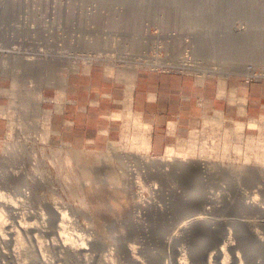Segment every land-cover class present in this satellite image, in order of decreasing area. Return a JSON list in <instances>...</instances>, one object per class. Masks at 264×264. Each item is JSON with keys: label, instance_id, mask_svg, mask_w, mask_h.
Returning a JSON list of instances; mask_svg holds the SVG:
<instances>
[{"label": "rangeland", "instance_id": "1", "mask_svg": "<svg viewBox=\"0 0 264 264\" xmlns=\"http://www.w3.org/2000/svg\"><path fill=\"white\" fill-rule=\"evenodd\" d=\"M108 1L0 0V87H4L0 96V225L5 229L4 239L0 231V264H264V248L259 242L251 237L248 245L240 242L239 217L233 216L232 204L249 208L253 202L264 207V116L251 118L259 125L252 128L247 127L251 119L209 112L185 136L167 141L160 153L150 147L147 152L137 151L143 132L139 129L147 125L144 133L151 137V126L136 114L121 117L120 137L104 148L73 146L56 135L52 121L60 85L69 76L87 74L94 67L106 70L110 77L143 70L201 78L225 79L236 75L247 83L263 80L264 44L258 47L259 52L247 49L253 47L255 34L264 33V7H256V22L253 20L257 16L251 19L238 14L230 18L227 31L245 39L248 45L239 53L226 54L224 49L217 50L213 42L216 23L202 21V16L197 17L204 22L200 26L184 24L175 12L158 8L152 15L142 14L133 25L125 21L128 10L124 1ZM223 1L264 4V0ZM180 2L183 1L154 0L152 4L175 6ZM199 2L216 4L221 0ZM195 26L209 36L203 39ZM201 40L212 45L209 51L199 45ZM186 55L195 67L178 71L180 63L188 59L184 58ZM31 60L60 66L55 67L54 76L36 77L23 67L24 62ZM161 65L172 70L157 67ZM248 74L255 79L247 81ZM37 92L39 96L32 95ZM131 117L136 118L135 125ZM237 122L246 123L243 135L237 131ZM169 148L180 154L178 158L184 166L171 160L176 170L172 169L171 179L167 180L168 172L161 171L171 166L160 158L170 159ZM143 158L150 162H142ZM196 162H207L211 169L207 174H194L192 185L195 190L202 187V191L192 193L200 199L192 197L198 205L190 207L191 200L184 196L191 193L187 182L177 176L197 171L192 166ZM243 167L255 170L250 184L240 179ZM135 174L142 175L139 181L147 185L139 186L138 179L131 176ZM198 176L201 181L195 180ZM54 207L59 210L57 213L53 212ZM262 210L248 214L247 218L264 236ZM206 222L220 236L218 247L231 237L229 243H224V253L216 254V238L212 235H198L196 240L192 237ZM28 223L43 226V231L41 227L36 233L30 231ZM11 227L16 238L8 231ZM65 235L71 237L69 242ZM165 239L173 247L165 245ZM71 241L77 244H70Z\"/></svg>", "mask_w": 264, "mask_h": 264}, {"label": "crops", "instance_id": "2", "mask_svg": "<svg viewBox=\"0 0 264 264\" xmlns=\"http://www.w3.org/2000/svg\"><path fill=\"white\" fill-rule=\"evenodd\" d=\"M105 71L94 67L87 74L71 75L55 94L56 135L73 146L111 145L122 132L121 117L128 113L151 126L150 149L155 153L167 141L185 136L209 112L247 120L264 116V79L247 83L236 75L201 78L143 70L110 77Z\"/></svg>", "mask_w": 264, "mask_h": 264}, {"label": "bare ground", "instance_id": "3", "mask_svg": "<svg viewBox=\"0 0 264 264\" xmlns=\"http://www.w3.org/2000/svg\"><path fill=\"white\" fill-rule=\"evenodd\" d=\"M17 1V0H16ZM106 1H108V0H106ZM122 1H124L123 3H125L126 4V9L128 10V12L126 13V15L125 14H122V15H125L124 16V18H127L125 21H127V23L129 24H135V23H137V22H139L138 21V19L140 18V16H142V14H146V13H148V15L149 14H151L152 12H154L156 9L158 10V8H164L165 10L167 9L168 11H173V12H175L174 14L178 17L177 19L179 20V22L180 23H184V24H194V25H202V24H204V22H202V21H204V20H206V21H210V22H215L216 23V25H217V29L216 28H214L215 30H216V36H213L214 38H213V42H215V46H216V49L217 50H220V49H224L222 52L223 53H226V54H233V53H239L238 51H243L244 49H247L246 48V46L248 45V43H246V41H244L243 39H239V38H236V37H234L233 35L235 34H232V35H230V33L227 31V23L230 21V18L232 17V16H234V15H238V14H242V15H245L246 17H250L251 19L254 17V16H257V15H259V12L258 13H256L255 14V11H256V7H264V4L263 5H260V4H254L253 2V4H247V3H232V1H223L222 2V0H221V2L220 3H210V2H199V1H196V0H177V1H183L182 2V4H181V2H180V4H178V5H175V6H173L172 4H169L168 3V5H166V4H163V3H161V4H158V5H155V4H152V2L154 1V0H150V1H148V2H146V3H143L142 1H137V0H122ZM162 1H164V0H162ZM204 1V0H203ZM208 1V0H207ZM212 1V0H211ZM214 1V0H213ZM219 1V0H218ZM236 1V0H235ZM248 1V0H247ZM251 1V0H250ZM254 1V0H253ZM74 2V1H73ZM103 2V1H102ZM109 2V1H108ZM150 2V3H149ZM234 2V1H233ZM237 2H239V1H237ZM59 3V2H58ZM120 3H121V1H120ZM123 3H122V5H123ZM175 3V2H174ZM124 4V5H125ZM157 4V3H156ZM12 5V4H11ZM59 7V6H58ZM58 7H56V8H58ZM61 8V7H60ZM164 9H163V11H164ZM69 11V10H68ZM159 11V10H158ZM170 12V13H171ZM115 14V13H114ZM117 14V13H116ZM144 14V15H145ZM162 14V13H161ZM173 14V15H174ZM82 15V14H81ZM98 15V14H97ZM112 15V14H111ZM120 14H118L117 16H119ZM147 15V14H146ZM152 15V14H151ZM169 15V14H168ZM72 16V15H71ZM121 16V15H120ZM167 16V15H166ZM200 16H202V18L203 19H201L202 21H199L198 20V18L197 17H200ZM154 17V16H153ZM115 18V17H114ZM118 18V17H117ZM156 18V17H155ZM159 18V17H158ZM94 19V18H93ZM111 19V18H110ZM122 19V18H121ZM165 19V18H164ZM258 19V16L256 17V19L255 20H253V21H255L256 22V20ZM60 20V19H59ZM113 20H115V19H113ZM194 21H196V22H194ZM198 21V22H197ZM61 23H63V22H61ZM126 23V24H127ZM63 24H65V23H63ZM113 24V23H112ZM111 24V25H112ZM66 25V24H65ZM106 25V24H105ZM196 27L195 26V29H196V31H197V33H198V35H200V36H203V39L204 38H206L207 36H209V35H207V34H205L204 33V30L203 29H201L200 27ZM115 27V26H114ZM127 27V26H126ZM1 29V28H0ZM103 29V28H102ZM38 30V29H37ZM100 30V29H99ZM101 31H103V30H101ZM100 31V32H101ZM230 31V30H229ZM95 32V31H94ZM231 33H232V31H230ZM105 33H107V32H105ZM109 34V33H108ZM218 35H219V37H218ZM255 38H254V42H253V47H250V46H252L251 44H250V48H248L247 50H258V52H259V49H258V47H260L261 46V48L263 47L262 45L264 44V33H262V34H260V33H257V34H255ZM98 37V36H97ZM196 37V36H195ZM95 38V37H94ZM133 38V37H132ZM202 39V38H201ZM107 40V39H106ZM216 40V41H215ZM202 41V40H201ZM205 41V40H204ZM207 41V40H206ZM253 41V40H252ZM96 42H97V40H96ZM104 42V41H103ZM208 42V41H207ZM248 42H250V41H248ZM104 43H106V42H104ZM107 43H108V41H107ZM206 42H204L203 43V41H202V43H198L199 45H201L202 47H204V49L205 50H207V51H209L210 49V46H212V45H209V44H205ZM209 43V42H208ZM229 46H231L232 48H230ZM261 48H260V50H261ZM264 48V47H263ZM209 49V50H208ZM4 50V49H3ZM6 51V50H5ZM37 52H39V51H37ZM257 52V53H258ZM61 53V52H60ZM205 53H206V51H205ZM39 54V53H38ZM38 54H36V55H38ZM41 54V53H40ZM62 54V53H61ZM256 54V53H255ZM102 55V54H101ZM100 55V56H101ZM258 55V54H257ZM98 56V55H97ZM29 57V56H28ZM38 57V56H37ZM32 58V57H31ZM39 58V57H38ZM24 59V58H23ZM20 60V59H19ZM22 60V59H21ZM28 60V59H27ZM39 60V59H38ZM38 60L37 61H27V62H24L23 63V67L24 68H26V71L27 72H29V73H31L33 76L34 75H36V77L37 76H39L40 77V74H42V75H44V74H49V75H53L54 76V72L56 71L55 70V67H57L56 66V63H50V65H47V64H45L44 63V60H43V63L42 62H38ZM26 61V60H25ZM51 61H53V60H51ZM50 61V62H51ZM63 61V60H62ZM5 62V61H4ZM20 62V61H19ZM6 63V62H5ZM14 63H15V61H14ZM17 63V62H16ZM61 63V62H60ZM18 64V63H17ZM65 64V63H64ZM20 65V64H19ZM55 65V66H54ZM4 66V65H3ZM5 66H8V65H5ZM22 66V65H21ZM20 66V67H21ZM59 66H60V64H59ZM58 66V67H59ZM0 67H1V65H0ZM4 69V68H3ZM7 69V68H6ZM73 69H75V68H73ZM1 70H2V68H1ZM18 70V69H17ZM55 70V71H54ZM71 70V69H70ZM5 72V71H4ZM8 72V71H7ZM15 72V71H14ZM130 72V71H129ZM134 72V71H133ZM13 73V72H12ZM17 73V72H16ZM42 75H41V77H42ZM122 75V74H121ZM57 76V75H56ZM134 76V75H133ZM200 76H203L202 74L200 75ZM17 78V77H16ZM46 78V77H45ZM53 77H51V79H52ZM131 78H133V77H131ZM18 81V80H17ZM20 81V80H19ZM19 81L18 82H16V80H14V82H16L17 84L19 83ZM15 83V84H16ZM41 83V82H40ZM16 84V85H17ZM19 84H21V83H19ZM61 86V85H60ZM223 89V88H222ZM63 90V89H62ZM36 91V90H35ZM234 91V90H233ZM32 92V91H31ZM221 92H223V91H221ZM27 94H30L29 92L27 93ZM33 96H39L38 95V92L37 93H35V94H32ZM25 96H27V95H25ZM232 97H234V96H232ZM35 99V98H34ZM58 105V104H57ZM14 109V108H13ZM21 110V109H20ZM2 111H4L3 110V108H2ZM10 114V113H9ZM13 114V113H12ZM218 114V113H217ZM129 115V114H128ZM220 115V114H219ZM218 116V115H217ZM216 115H215V117H217ZM218 117H220V116H218ZM129 118H130V115H129ZM134 118L135 117H133V119H132V117H131V119L133 120V122H132V120H131V122L135 125V123L137 122V120H134ZM214 118V117H213ZM221 118V117H220ZM219 118V119H220ZM10 119V118H9ZM136 119V118H135ZM210 119V118H209ZM218 120V119H217ZM129 121V120H128ZM210 121H216V120H210ZM219 121H221V120H219ZM139 122V121H138ZM206 123V122H205ZM204 123V124H205ZM215 123H217V122H215ZM221 123H222V121H221ZM210 124H211V122H210ZM214 124V123H213ZM237 124H239L238 125V129H237V131H239L240 132V134L241 135H243V130H244V125L246 124H244V123H242V122H237ZM249 124V125H248ZM257 123H256V120H254V119H251L250 121H248L247 122V127H252V128H255V126L257 127V126H259V125H256ZM22 125H24V124H22ZM137 125V124H136ZM141 125H142V123H141ZM144 125V124H143ZM221 125V124H220ZM138 126V125H137ZM145 126V125H144ZM143 126V127H144ZM205 126V125H204ZM139 127H140V125H139ZM142 127V128H143ZM146 127H147V129L149 128L147 125H146ZM146 127H144L145 129H146ZM139 129V131H143L142 133H144V131L146 132L147 131V129L146 130H143V129ZM258 128V127H257ZM221 129V128H220ZM45 130H47V129H45ZM197 131V130H196ZM231 131V130H230ZM46 132V131H45ZM140 132V133H141ZM194 132V131H193ZM199 132H202V131H199ZM204 132V131H203ZM226 132H227V130H226ZM232 132V131H231ZM140 134L139 136H140V140L138 141V146H140V149L139 150H137L139 153H140V151H142V153L143 152H147L148 150H149V144H150V142H149V140H150V137L148 136V134H146V133H144V134ZM149 133V132H148ZM195 133V132H194ZM228 133H230L229 131H228ZM43 134H44V132H43ZM47 134V133H46ZM11 136V135H10ZM45 136V135H44ZM123 136V135H122ZM192 136V135H191ZM194 136V135H193ZM42 138V137H41ZM44 138V137H43ZM135 138V137H134ZM138 138H135L136 140L138 139ZM194 138H196V137H194ZM16 142V141H15ZM137 142V141H136ZM42 143H43V141H42ZM25 144V143H24ZM112 144V143H111ZM137 144V143H136ZM8 146V145H7ZM25 146V145H24ZM137 146V147H138ZM19 147V146H18ZM7 148V147H6ZM33 148V147H32ZM139 148V147H138ZM12 150V149H11ZM15 150H16V148H14V151L13 152H15ZM18 152V151H17ZM10 153V152H9ZM9 153H8V155H9ZM16 153V152H15ZM20 153V152H19ZM23 153V152H22ZM137 153V152H136ZM138 153V154H139ZM11 154V153H10ZM13 154V153H12ZM11 154V155H12ZM18 154V153H17ZM17 154L15 155V157L17 156ZM33 154V153H32ZM167 156H170V159L168 158V159H161L160 158V160L162 161H166V165L167 166H171V168H168V169H163V171H161V172H159V173H161V174H165V173H167L168 172V178H167V180L168 179H171V174L170 173H173L176 169H174L175 168V166L173 165V163L175 164H178V165H180L181 167H183L184 166V162H182V160H180V158H178V156L180 155V154H178V153H176V152H174L171 148H169L168 149V151H167ZM178 154V155H177ZM19 155V154H18ZM35 155V154H34ZM20 156V155H19ZM9 157V156H8ZM141 157H143V156H141ZM140 157V158H141ZM145 157V156H144ZM148 157V156H147ZM20 158H22V157H20ZM156 159V158H155ZM182 159V158H181ZM17 160H19V159H17ZM35 160V159H34ZM43 160V159H42ZM150 160V159H149ZM171 160H172V162L173 163H171ZM3 161H5V160H3ZM141 161L142 162H144V163H147V162H150V161H148V158L147 159H141ZM170 161V162H169ZM4 163V162H3ZM34 164V163H33ZM37 164V163H36ZM187 164V163H186ZM186 164H185V166H186ZM197 171H191V172H189V173H187V172H185V173H180V176L178 175L177 177L180 179V180H184L185 179V181L187 182V185L188 186H186V187H189V191L191 192L189 195H188V192H186L187 194H184V196H185V198L189 201V200H191V202H189L191 205H188V206H190V207H195V206H197L198 205V203H196V202H194V201H192V197H195V196H193L192 195V193L194 192V191H198V192H201L202 191V187H200V188H198V189H194V187H193V185H192V183H193V177H194V174L195 173H206V172H209V170L211 169V167H209V165H208V163L206 162H196V163H194L193 165H192ZM181 167H179V168H181ZM133 168V167H132ZM174 171H173V170ZM133 170V169H132ZM241 170L243 171V174H242V177H240V179L241 180H243V181H245L247 184H250L252 181H253V178H254V175H255V173H254V169L252 168V167H248V169H246V168H241ZM16 171V170H15ZM11 172V171H10ZM133 172V171H132ZM9 173V172H8ZM14 173V172H13ZM17 174V173H16ZM22 174V173H21ZM132 174V173H131ZM189 174V175H188ZM207 174V173H206ZM136 175V174H135ZM135 175H131V176H133L132 178L134 179H138L137 180V184L139 185V186H142V187H144L143 185H147V184H142V183H140V181L139 180H141V176L139 177L138 176V174L136 175V177H134ZM199 175H202V174H199ZM144 176V175H143ZM39 177V176H38ZM155 177H157V176H155ZM174 177V176H173ZM176 177V175H175V178H177ZM46 178V177H45ZM159 178V177H158ZM193 178V179H192ZM202 178H204V177H202ZM7 179V178H6ZM23 179V178H22ZM21 179V180H22ZM134 179V180H135ZM160 180H161V178H160ZM163 180V179H162ZM165 180V179H164ZM164 180L162 181V183H164ZM195 180H199V181H201V178H200V176H198V177H195ZM129 181V180H128ZM177 181V180H176ZM203 181V180H202ZM205 181V180H204ZM134 183V182H133ZM148 183V182H147ZM150 183V182H149ZM136 185V184H135ZM167 186H168V184H167ZM170 186V185H169ZM256 186H258V185H256ZM150 187H152V186H150ZM176 187V186H175ZM248 187V186H247ZM255 187V186H254ZM258 187H262V186H258ZM154 188H158L157 187V185L156 184H154ZM168 188V187H167ZM166 188V189H167ZM172 188V187H171ZM174 188V187H173ZM146 189V188H145ZM149 189V188H148ZM152 189V188H151ZM193 189V190H192ZM260 190V189H259ZM188 191V190H187ZM262 191V190H261ZM20 192V191H19ZM2 193V192H1ZM0 193V197H2V194ZM164 194V193H163ZM242 194V193H241ZM195 195V194H194ZM206 196H207V194H206ZM216 196V195H215ZM188 197V198H187ZM166 198V197H165ZM195 198H197V199H200L199 197H195ZM216 197H214V199H215ZM149 199V198H148ZM157 199V198H156ZM11 200V199H10ZM202 200V199H201ZM34 201V200H33ZM211 200H209V202H210ZM14 202V201H13ZM144 202V201H143ZM212 202V201H211ZM10 203V202H9ZM155 203V202H154ZM13 204V203H12ZM29 204V203H28ZM232 204H234V210H233V216L234 217H239V218H237L238 220H239V231H238V238H239V240H240V242H242V243H244V245H248L250 242H249V240H256L257 242H259L262 246H263V248H264V236L263 235H261V234H259L258 233V230L255 228V224H254V222H252V220H248V218H247V216H250L251 215V213L253 214V212H256V213H260L259 211H263L262 209L264 208L263 206L261 207V204H254L253 202H250L249 203V205L251 206V207H249V208H242L241 207V205H239V204H235V203H232ZM17 205V204H16ZM26 205V204H25ZM167 205V204H166ZM35 206V205H34ZM55 206V205H54ZM15 207V206H14ZM17 207V206H16ZM187 207V206H186ZM29 208V207H28ZM55 208V207H54ZM12 209V208H11ZM162 209V208H161ZM160 209V210H161ZM2 211H3V209H2ZM13 211H14V209H13ZM54 211H56V208L53 210V212ZM59 211V210H58ZM58 211H56V213L58 212ZM61 211V210H60ZM63 211V210H62ZM156 211V210H155ZM158 211V210H157ZM181 211V210H180ZM15 212V211H14ZM14 212H13V214H14ZM52 212V211H51ZM53 212H52V214H53ZM65 212V211H64ZM63 212V216L65 217V215L67 216V214L66 213H64ZM263 213V212H262ZM61 214V213H60ZM248 214H250V215H248ZM264 214V213H263ZM54 215H56L55 213H54ZM255 215V214H254ZM254 215H252L253 217H254ZM2 216V215H1ZM20 216V215H19ZM264 216V215H263ZM3 217H5V216H3ZM15 217V216H14ZM50 217H51V215H50ZM62 218V216H61V218L62 219H64L65 220V218ZM68 217V216H67ZM54 218V217H53ZM56 218V217H55ZM59 218V217H58ZM60 218V220H62ZM250 218H252V217H250ZM23 219V218H22ZM21 220V219H20ZM56 220V219H55ZM1 221V220H0ZM3 221V220H2ZM22 221V220H21ZM24 221V220H23ZM54 221V220H53ZM208 222V221H207ZM206 222V224L202 227V228H197L195 231H194V235L192 236V237H197L198 235L200 236V235H212L213 236V238H216V240H214V241H216V243H215V246H217V255H220L222 252L224 253V250H225V244L224 243H229L230 241H231V237H229L228 236V238L224 241V243H223V246L222 247H218L219 245L218 244H220L219 242H217L218 240H221L219 237V234H218V232H217V234H216V232L214 231V229H212V227L211 226H209L208 225V223ZM41 223V222H40ZM54 223V222H53ZM56 223V222H55ZM6 224V223H5ZM32 224V223H31ZM60 224V223H59ZM61 224H63V223H61ZM60 224V225H61ZM25 225V224H24ZM27 225H29V223L27 224ZM40 225V224H39ZM42 225V224H41ZM54 225V224H53ZM57 225V224H56ZM6 226V225H5ZM38 226V225H37ZM34 226V225H29V227H31L30 228V231H35V233H36V230L37 231H39V229H40V227H41V229H42V227L43 226ZM50 226V225H49ZM48 226V227H49ZM64 225H62V227H63ZM1 227H3V226H1L0 225V231L2 230L3 231V228L1 229ZM28 227V226H27ZM54 227V226H53ZM22 228V227H21ZM39 228V229H38ZM44 228V227H43ZM56 228V227H55ZM60 228V227H59ZM46 229V228H45ZM44 229V230H45ZM52 229V228H51ZM7 230H8V228H7ZM1 231V235H3V233L5 232V229H4V231L2 232ZM10 233H12V234H14V236H15V238H16V235H15V230H14V228L13 227H11V228H9V230H8ZM7 231V232H8ZM41 231H43V229L41 230ZM47 231V230H46ZM53 231V230H52ZM51 231V232H52ZM6 232V233H7ZM9 232H8V234H9ZM17 232H18V230L16 229V234H17ZM20 232V231H19ZM32 232V233H33ZM48 232V231H47ZM61 232V231H60ZM59 231H58V233H60ZM20 234V233H19ZM19 234L17 235V237L19 236ZM54 234V233H53ZM55 234H56V231H55ZM61 235H62V232L60 233ZM5 235V234H4ZM4 235L3 236H1L3 239H4ZM34 235V234H33ZM36 235V234H35ZM59 235V234H58ZM14 236H12V237H14ZM37 236V235H36ZM71 236V235H70ZM219 236V237H218ZM65 237L66 238H68V235L66 236L65 235ZM250 237L252 238V239H250ZM69 238H71V237H69ZM68 238V239H69ZM193 238V239H194ZM198 238V237H197ZM65 239V238H64ZM72 239H73V237H72ZM218 239V240H217ZM38 240V239H37ZM195 240H196V238H195ZM65 241H67V239L65 240ZM70 241V239L67 241V242H69ZM74 241V240H73ZM167 240L165 239V240H163V243H165V245H167L168 247H173L171 244H169V243H167L166 242ZM38 242H39V240H38ZM37 242V243H38ZM41 242H43V241H41ZM60 242V241H59ZM63 242V241H62ZM249 242V243H248ZM40 243V242H39ZM74 243V242H73ZM72 243V241L70 242V244H73ZM76 243V242H75ZM74 243V244H75ZM232 243V242H231ZM65 244V243H64ZM77 244V243H76ZM233 244V243H232ZM42 245V244H41ZM230 245V244H229ZM234 245V244H233ZM39 246V245H38ZM66 246V245H65ZM231 247V246H230ZM232 248H233V246H232ZM231 248V250H233ZM248 251L250 250V249H247ZM234 251V250H233ZM33 252V251H32ZM215 253V252H214ZM34 255V254H33ZM218 257V256H217Z\"/></svg>", "mask_w": 264, "mask_h": 264}, {"label": "built area", "instance_id": "4", "mask_svg": "<svg viewBox=\"0 0 264 264\" xmlns=\"http://www.w3.org/2000/svg\"><path fill=\"white\" fill-rule=\"evenodd\" d=\"M184 58H188L187 60H183V62L182 63H180V65L179 66H181V67H179L180 69H177L178 71H181V72H183L184 70H183V68H190V69H192V68H194L195 66H194V62H193V60L190 58V57H188L187 55L184 57ZM193 62V63H192ZM157 67H159V68H161V69H167L166 67H168L169 68V70H172V69H170L171 67L170 66H164V65H161V66H157ZM156 69V68H155ZM251 71H254L253 69L251 70ZM252 73V72H251ZM255 74L256 75H258V74H261L262 75V73H256L255 72ZM246 77H247V81H251V80H253V79H255V77H252V75L250 74H248V75H246Z\"/></svg>", "mask_w": 264, "mask_h": 264}]
</instances>
